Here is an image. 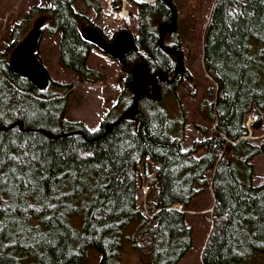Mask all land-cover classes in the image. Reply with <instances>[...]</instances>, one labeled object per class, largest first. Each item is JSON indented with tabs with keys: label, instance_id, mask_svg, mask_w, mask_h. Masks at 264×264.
I'll use <instances>...</instances> for the list:
<instances>
[{
	"label": "trees",
	"instance_id": "16d2710c",
	"mask_svg": "<svg viewBox=\"0 0 264 264\" xmlns=\"http://www.w3.org/2000/svg\"><path fill=\"white\" fill-rule=\"evenodd\" d=\"M76 1L32 6L0 48V264H81L92 248L98 264H123L126 243L148 264H179L193 240L184 208L205 185L214 202L202 264H255L264 255V182L252 184V159L264 152V137L247 139L246 120L254 111L257 129L264 114V0H215L202 42L214 82L201 105L210 127L200 125L202 138L187 149L182 108L179 120L164 105L167 93L177 99L186 72L176 74L184 53L178 37L169 43L164 31L160 38L173 0H131L137 33L118 61L125 85L95 130L69 120L70 82L49 77L39 90L11 72L9 54L29 32L22 28L30 17L40 14L53 23L42 32L60 35L61 67L81 80L102 78L87 64L102 50L82 31L93 26L103 33ZM112 6L120 9L121 1ZM137 66L148 75L141 94L130 88ZM143 188L147 202L140 201Z\"/></svg>",
	"mask_w": 264,
	"mask_h": 264
},
{
	"label": "rangeland",
	"instance_id": "374dc122",
	"mask_svg": "<svg viewBox=\"0 0 264 264\" xmlns=\"http://www.w3.org/2000/svg\"><path fill=\"white\" fill-rule=\"evenodd\" d=\"M94 2L100 6L98 11L86 6L83 0H77L75 5H77L78 10H84L89 20L100 27L107 40L113 36L114 32L117 33L123 29L132 35L137 33L136 9L131 0H122L121 10L124 9V14H122L124 17L118 14L119 11L116 12L112 6H109V0H94ZM173 2L175 4L174 12L177 15L176 36L183 40L181 43L184 49L182 68L186 72H184L183 80L176 90L177 99L173 97L172 93H167L164 95V105L168 113L179 120L182 119V113L184 114L186 125L183 148L187 149L192 146L195 140L202 138L200 125L210 127L209 115L204 116L201 112V105L204 103L206 108L207 89L213 86L214 82L204 68L202 42L215 0H173ZM37 5L39 7L46 6L47 2L46 0H0V48L8 46L10 31L14 24L21 21L32 6ZM39 16L41 15L37 16L36 14L34 17H30V21L22 29L29 27V31L34 20ZM47 25L53 26V23L46 20L45 27ZM59 39V33L49 34L45 29L39 41L37 54L49 77L58 80V82H70L71 92L68 93L67 111L69 120L81 121L90 130H95L107 110L114 105L118 94L125 85L124 72L118 63L119 60L101 51H94L89 55L87 64L89 67L100 71L102 78L93 82L79 79L69 70L61 67ZM171 79L173 80V78ZM180 107L182 113L179 110ZM254 113L252 111L246 120V125L250 130L247 139L260 142L264 137V114L262 115L261 126L252 129ZM110 129L111 126L107 128V130ZM252 164L254 166L252 184L260 185L264 182V152L255 156L252 159ZM196 187L199 189V186ZM145 191H147L145 188L141 190L140 201L147 202L148 196L146 195L145 198ZM213 202L210 188L205 185L195 195L191 203L185 206L186 223L193 229V240L191 247L179 264H202L201 254L212 224L210 207ZM148 213L150 214V212ZM136 228L135 225H132L126 234H132ZM136 235L135 233L132 239ZM136 242L142 243L143 236L138 235ZM123 255V264H148L147 258L141 259L140 255L131 249L129 243H126ZM99 258V252L92 248L88 251L84 263L81 264H98ZM255 264H264V255L257 257Z\"/></svg>",
	"mask_w": 264,
	"mask_h": 264
},
{
	"label": "water",
	"instance_id": "95a60500",
	"mask_svg": "<svg viewBox=\"0 0 264 264\" xmlns=\"http://www.w3.org/2000/svg\"><path fill=\"white\" fill-rule=\"evenodd\" d=\"M46 19V16H39L35 19L29 32L10 52L8 61V66L12 73L27 78L32 85L39 90L45 89L49 84V76L36 55L42 34L41 28ZM164 28V26H161L160 38H162ZM167 29H176V17H174L173 25L167 27ZM82 36L86 41L91 42L95 47L101 49L104 53L119 61L130 53L133 48V37L129 32H125V30L118 32L112 42H108L100 31L93 26L85 27L82 31ZM181 72L182 64L179 60L176 74ZM147 82L148 75L145 68L140 66L135 67L134 77L130 83V88L141 94L146 92ZM109 126H111L112 129L113 124H109L107 128H109ZM47 135L49 136V134Z\"/></svg>",
	"mask_w": 264,
	"mask_h": 264
},
{
	"label": "flooded vegetation",
	"instance_id": "af4514ba",
	"mask_svg": "<svg viewBox=\"0 0 264 264\" xmlns=\"http://www.w3.org/2000/svg\"><path fill=\"white\" fill-rule=\"evenodd\" d=\"M166 3H168V4H170L169 3V1L168 0H166ZM214 5V4H213ZM171 7H173L174 8V10H173V12H172V14H171V11H170V13H169V15L165 18V20H164V23H166L167 25H164V23L163 24H161V25H163L165 28H164V30H163V32L164 31H168V34H167V40L169 41V43L171 42V39H172V37H174V40H175V37H178V42L179 43H182L183 42V40L182 39H180V37L179 36H176V33H177V26H176V29L175 30H171V29H167V27H171L172 25H173V22H172V20H174V17H176V20H177V15H175V6L173 5H170ZM212 9H214V6L212 7ZM212 9H211V12H212ZM211 12H210V15H211ZM209 18H210V16H209ZM209 21V20H208ZM174 35V36H173ZM165 50H169L168 48L166 49L165 48ZM183 57H184V53H183V55H182V57H181V61L183 62ZM185 69L184 68H182V72L184 71ZM181 72V73H182ZM173 78V77H172ZM174 80V79H173ZM171 78H169L168 80H167V83H169V84H171L172 83V81H173ZM155 83H156V80H155ZM155 83H152L153 84V86H155ZM155 88V87H154Z\"/></svg>",
	"mask_w": 264,
	"mask_h": 264
},
{
	"label": "built area",
	"instance_id": "2783aa9c",
	"mask_svg": "<svg viewBox=\"0 0 264 264\" xmlns=\"http://www.w3.org/2000/svg\"><path fill=\"white\" fill-rule=\"evenodd\" d=\"M147 1H153V0H147ZM123 14H124V10H122ZM122 12H119L118 14L121 16V17H124V15H122ZM127 14V13H126Z\"/></svg>",
	"mask_w": 264,
	"mask_h": 264
},
{
	"label": "bare ground",
	"instance_id": "6f19581e",
	"mask_svg": "<svg viewBox=\"0 0 264 264\" xmlns=\"http://www.w3.org/2000/svg\"><path fill=\"white\" fill-rule=\"evenodd\" d=\"M113 40H114V39H113ZM113 40H112V41H113ZM112 41H111V42H112Z\"/></svg>",
	"mask_w": 264,
	"mask_h": 264
}]
</instances>
